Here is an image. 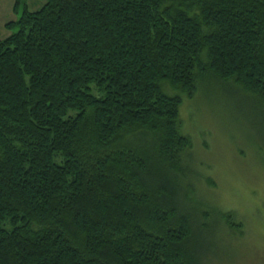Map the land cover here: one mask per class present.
<instances>
[{
	"label": "trees",
	"instance_id": "obj_1",
	"mask_svg": "<svg viewBox=\"0 0 264 264\" xmlns=\"http://www.w3.org/2000/svg\"><path fill=\"white\" fill-rule=\"evenodd\" d=\"M41 1L0 30V264L209 263L236 226L183 194L180 109L264 105V0Z\"/></svg>",
	"mask_w": 264,
	"mask_h": 264
},
{
	"label": "rangeland",
	"instance_id": "obj_2",
	"mask_svg": "<svg viewBox=\"0 0 264 264\" xmlns=\"http://www.w3.org/2000/svg\"><path fill=\"white\" fill-rule=\"evenodd\" d=\"M14 1L0 0L3 37L10 35L5 26L18 19ZM25 2L32 12L44 6L41 0ZM198 88L194 99L184 97L180 109L181 134L192 143L185 156L188 185H180L201 211L232 216L236 226L227 227L232 236L218 229V240L209 241L213 249L206 264H264V105L233 82L208 78ZM167 92L176 96L170 88ZM209 226L216 230L219 224L211 221ZM221 227L225 231L224 221Z\"/></svg>",
	"mask_w": 264,
	"mask_h": 264
},
{
	"label": "crops",
	"instance_id": "obj_3",
	"mask_svg": "<svg viewBox=\"0 0 264 264\" xmlns=\"http://www.w3.org/2000/svg\"><path fill=\"white\" fill-rule=\"evenodd\" d=\"M16 0L13 2V11H14V6H15Z\"/></svg>",
	"mask_w": 264,
	"mask_h": 264
}]
</instances>
